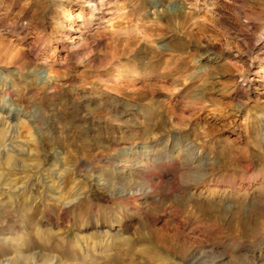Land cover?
Here are the masks:
<instances>
[{"label":"rangeland","instance_id":"obj_1","mask_svg":"<svg viewBox=\"0 0 264 264\" xmlns=\"http://www.w3.org/2000/svg\"><path fill=\"white\" fill-rule=\"evenodd\" d=\"M149 1L0 0V111L5 104L14 107L10 117L0 115V149L26 152L0 155L5 184L0 186V232L7 233L10 252L18 235L24 236V247L39 246L31 237L48 230V219L60 212L47 195L65 187L53 186L51 179L66 169L77 173L62 178L66 191L78 182L90 199L68 209L71 231L76 233L82 218L103 219L112 203L96 199L101 190L90 186L85 169H110L102 156L120 150L103 143L116 136L123 146L140 144L141 137L132 142L125 134L140 135L156 122L204 147L220 200L212 207L220 214L203 203V195L170 181L187 176L184 161L171 152L174 165L157 169L165 175L157 194L141 201L146 215L136 221L144 217L147 224L121 234L152 235L172 264H264V201L258 198L264 194V140L250 136V125L259 122L255 114L264 115V0H162L158 12ZM177 3L181 12L169 11ZM204 51L217 60L205 63ZM138 53L152 60L134 82ZM119 70L121 83L129 87L115 88L112 73ZM115 104L142 112L114 117ZM238 105L241 111L235 114ZM13 123L17 129L10 143L4 131ZM230 201L239 211L226 207ZM251 208L258 213H249ZM33 212L32 222L27 216ZM24 223L34 229L17 231L14 225ZM111 245L102 253L90 251L88 259L79 251L78 262L118 264L125 254ZM131 254L129 249L126 255Z\"/></svg>","mask_w":264,"mask_h":264},{"label":"bare ground","instance_id":"obj_2","mask_svg":"<svg viewBox=\"0 0 264 264\" xmlns=\"http://www.w3.org/2000/svg\"><path fill=\"white\" fill-rule=\"evenodd\" d=\"M172 1L173 0H168L167 2L171 3ZM163 4L165 3L162 0L149 1V7L156 11L158 5ZM166 5L169 6L170 4L166 3ZM181 9V3H177V5L170 8L169 11L181 12ZM160 46L167 48L168 45L162 44ZM203 57H205L203 58L205 63L217 60V58H213L210 53L205 51L203 53ZM136 60L137 64L139 65L132 67V73L134 75L130 73L133 76H138L135 77V79L133 77L134 82H137L139 76L141 77L143 75L142 73L147 71V64L152 60V55L142 56L140 53H138ZM122 76L124 75H122L120 70L112 73L115 88L130 86L131 83L128 81V84L123 85L121 83L123 82L121 80ZM135 85L136 84L134 83V88L136 87ZM135 89H133V91ZM241 107L242 105H238L234 113H239V111H241ZM13 108L14 107H8V105L5 104L3 109L0 111V115L2 116L6 114L8 117H10L13 114ZM250 110L251 109L248 110L247 115L251 116ZM151 111L152 109L149 110V112ZM141 112V108L137 110L135 108L124 106V108L120 110L117 104L111 107V116L114 117H117L120 114L128 118L135 117L137 116V113ZM261 112H264V107L261 108ZM25 116H22L20 120H23V122L27 123L29 121ZM146 117H148V115H146ZM255 118H258L259 122L254 121V123L250 125V136L255 140H264V121L261 120V118H264V115L258 117V115L255 114ZM50 125L51 123L47 125V128H49ZM165 127L166 125L164 123L157 125V123L154 122L151 128L145 129V131L140 133V135H137L136 133L125 134L126 140H131L132 142L136 138L141 137L143 141L140 144L135 143L123 146L121 139L116 138V136H113L111 139H108L103 143L105 144L103 147L110 149L118 148L120 150L118 154L102 156V161H104L107 165H111V168L103 170L101 169V171L96 172L95 170H92L93 168L88 169L87 167L85 171L86 174L90 173L88 175L89 179L91 180L90 186H92L93 189L97 188L101 190V192L98 190L99 193L96 196V199L106 204H112H108V208L103 219L94 222L92 220L90 221L88 218H82L80 222H78L80 228H77L76 233L71 231V226L74 225V221L68 215L69 213L67 214L68 209L83 203L85 199H89V196L84 195L85 193L83 192V188L79 187L78 182L76 184L74 183L76 186L69 192L66 191V183L63 182L65 185L62 184L61 180L64 176H70L74 174L76 175V172H70L69 170L66 172L67 169L59 173L56 172L51 179V184L53 186L62 185V187H65L62 189L63 191L60 189L57 190V186L54 187L51 189L50 193H48L47 197L50 204L53 202L57 204L60 211L58 218H55V216L51 218L49 217L48 230L45 231L40 229L38 238L31 237V239L35 241L37 240L36 244H39L37 247L32 245L24 247L26 243L24 236L18 235V237H15L10 243L11 247L15 248L13 250L14 253L10 252L8 249L11 250V248L6 245V243L10 241L7 233L0 232V247L5 243V246L3 245L4 247H1L3 251L0 249V264H91L87 262H78L80 258L79 251H84V259H88L90 251L102 253V249H107L108 245L111 244L115 246V249H117L119 253L124 252L125 254H121L118 264H172V257L168 253L157 249V245L153 244L152 235L144 232L140 233L141 228H144L143 224H147V221H145L146 219L144 218L146 213L143 212V202L141 201L157 194L160 185L163 183V176H165H162L160 173H158L157 169L162 171L166 166L169 167L174 165L175 159L173 160L171 156V154L174 152L175 155L180 156V158L184 161V165L186 166L187 170V176L183 179H180L177 175H174L170 181L178 187L189 189L191 194L196 192L198 196L203 195L205 197V200L203 199V203H205L206 206H209L210 210L217 214H220L219 208L212 207V204L220 200L217 199L218 192H216L217 178L215 175H212V173H210L207 168L212 165V162L208 161L209 158L207 155H202L204 153V147L199 146L194 142L190 143L189 137H184L178 132L167 130ZM16 129L17 126L13 123L8 127V130L4 131V134L9 136L7 138L10 140V143H13L15 139L13 133H15ZM203 132L205 133V136L209 137L211 135L210 132H208V134L205 130ZM159 141L162 143L161 146L158 145ZM12 152L26 153L25 149L23 150L22 147L20 149L13 148L12 151L7 147L4 148V150L0 149V155L3 154V156L15 158L12 155ZM262 165L264 167V161L262 162ZM82 166L85 167L84 164H82ZM1 179L2 177L0 175V186L4 188L3 186L5 184L3 183L4 185H1ZM1 190L2 189H0V191ZM64 192L67 193L65 194ZM255 197L256 196H253V198ZM258 198L259 200L264 201V194H259ZM245 199L251 200L247 197H245ZM124 203L127 204L125 205V208L122 207ZM234 203L230 201L226 207L232 209L231 211L235 210V212H237L239 210H236V208L233 209L234 207L231 205ZM130 205L135 208V211L129 207ZM240 206L243 207L244 204L241 205L240 203L239 207ZM247 210L251 214L254 212L258 213L259 211L254 208ZM220 211L223 213V210L220 209ZM229 213L230 212H228V214ZM139 215H143L144 217L141 221H136ZM259 216V218H261L263 213L259 212ZM27 218L33 222L35 213L33 212L32 214L28 215ZM224 218L227 217L224 216ZM240 220L242 219L240 218ZM137 225H139L140 230L134 236H125L121 234L125 228L136 229ZM14 226L15 228H18L17 231H21L29 226L30 228L34 229V224L30 223H24L23 225L16 224ZM81 227H84V233L81 232ZM46 239L47 241H45ZM138 240L141 241V243L138 244V246L132 247L133 243ZM125 245H130V247L124 249ZM129 249L132 250V254L127 256L126 253L129 251ZM69 253H75L76 256H67ZM129 256L131 257L129 258ZM138 258H140V262ZM180 264L185 263L182 261Z\"/></svg>","mask_w":264,"mask_h":264}]
</instances>
